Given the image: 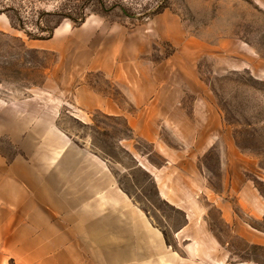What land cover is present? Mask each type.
Listing matches in <instances>:
<instances>
[{
	"label": "crops",
	"instance_id": "crops-1",
	"mask_svg": "<svg viewBox=\"0 0 264 264\" xmlns=\"http://www.w3.org/2000/svg\"><path fill=\"white\" fill-rule=\"evenodd\" d=\"M152 25L172 48L166 64L191 56L192 40L177 14L161 13ZM108 35L101 53L86 64L115 81L118 94L81 86L80 105L124 117L135 137L151 145L148 152L135 149V166L146 168L158 196L181 214L174 235L183 252L119 185L106 160L77 144L57 117L16 110L13 125L0 128V137L18 149L12 155L0 149V264H260L250 254L232 258L235 240L264 249V230L247 220L260 217L262 202L245 195L252 187L244 166H221L224 192H209L211 174L201 159L223 137L219 117L202 100L208 115L195 120L184 98L187 86L170 83V67L144 63L152 45L147 38L130 42L121 26ZM50 40L37 43L49 48ZM193 121L198 125L187 131ZM153 152L161 163L149 157ZM214 211L229 229L225 240L212 225Z\"/></svg>",
	"mask_w": 264,
	"mask_h": 264
},
{
	"label": "rangeland",
	"instance_id": "rangeland-1",
	"mask_svg": "<svg viewBox=\"0 0 264 264\" xmlns=\"http://www.w3.org/2000/svg\"><path fill=\"white\" fill-rule=\"evenodd\" d=\"M165 12L181 18L185 37L192 40L191 56L180 63H165L172 48L152 25ZM85 26L93 34L85 33ZM118 26L130 42L137 37L152 42L144 63L152 69L158 63L170 67V83L189 90L184 98L195 120L208 115L202 100L219 117L223 137L201 159L211 174L209 192H224L221 166H244L252 187L245 195L262 202L260 217L247 220L264 230V0H0V128L13 125L16 110L57 117L77 144L106 160L119 185L165 231L174 250L183 252L174 235L183 222L181 214L158 196L146 168L135 166V149L148 152L151 145L135 137L124 117L80 105L81 86L103 95L118 94L115 81L86 64L101 53L110 39L108 32ZM53 27L51 37H40ZM41 39H51V47L39 46ZM182 67L193 69L192 75L184 74ZM187 125L191 131L198 123ZM0 149L10 155L18 151L9 137H0ZM149 157L162 162L155 152ZM212 225L222 240L228 238L229 229L217 211ZM232 247L237 255L233 259L250 254L264 264V249L237 240Z\"/></svg>",
	"mask_w": 264,
	"mask_h": 264
},
{
	"label": "trees",
	"instance_id": "trees-1",
	"mask_svg": "<svg viewBox=\"0 0 264 264\" xmlns=\"http://www.w3.org/2000/svg\"><path fill=\"white\" fill-rule=\"evenodd\" d=\"M82 20V19H81ZM54 27L53 28H51V29H48L47 30V32H48V34L46 35V36H40V37H42V38H48V37H51L52 35H53V31H54Z\"/></svg>",
	"mask_w": 264,
	"mask_h": 264
}]
</instances>
